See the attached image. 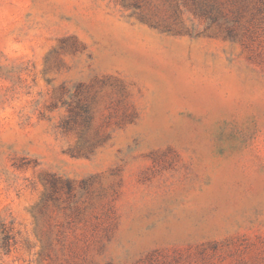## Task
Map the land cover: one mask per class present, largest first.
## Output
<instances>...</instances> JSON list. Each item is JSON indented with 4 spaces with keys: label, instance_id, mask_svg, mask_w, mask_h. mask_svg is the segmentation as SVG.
<instances>
[{
    "label": "rangeland",
    "instance_id": "1",
    "mask_svg": "<svg viewBox=\"0 0 264 264\" xmlns=\"http://www.w3.org/2000/svg\"><path fill=\"white\" fill-rule=\"evenodd\" d=\"M0 264H264V0H0Z\"/></svg>",
    "mask_w": 264,
    "mask_h": 264
}]
</instances>
